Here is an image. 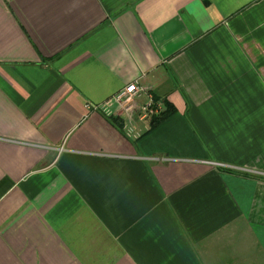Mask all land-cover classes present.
<instances>
[{"label":"crops","instance_id":"0c3cea01","mask_svg":"<svg viewBox=\"0 0 264 264\" xmlns=\"http://www.w3.org/2000/svg\"><path fill=\"white\" fill-rule=\"evenodd\" d=\"M0 264H264V0H0Z\"/></svg>","mask_w":264,"mask_h":264},{"label":"built area","instance_id":"2783aa9c","mask_svg":"<svg viewBox=\"0 0 264 264\" xmlns=\"http://www.w3.org/2000/svg\"><path fill=\"white\" fill-rule=\"evenodd\" d=\"M145 91L144 87L138 85L136 82L128 84L117 95L116 99L120 102L127 103L134 101L136 97L140 96ZM150 96V101L144 106L142 118L156 116L163 110V104L157 101L153 96Z\"/></svg>","mask_w":264,"mask_h":264},{"label":"trees","instance_id":"16d2710c","mask_svg":"<svg viewBox=\"0 0 264 264\" xmlns=\"http://www.w3.org/2000/svg\"><path fill=\"white\" fill-rule=\"evenodd\" d=\"M165 115H166V113L164 112L160 116L154 117L153 118V121H152L153 124L155 125L156 123L160 122L165 117Z\"/></svg>","mask_w":264,"mask_h":264}]
</instances>
